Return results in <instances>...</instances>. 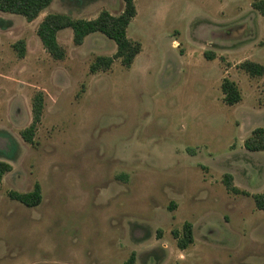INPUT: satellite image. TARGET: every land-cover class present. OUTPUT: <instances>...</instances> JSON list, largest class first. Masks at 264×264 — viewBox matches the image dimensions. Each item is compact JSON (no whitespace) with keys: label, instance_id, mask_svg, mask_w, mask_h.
<instances>
[{"label":"rangeland","instance_id":"1","mask_svg":"<svg viewBox=\"0 0 264 264\" xmlns=\"http://www.w3.org/2000/svg\"><path fill=\"white\" fill-rule=\"evenodd\" d=\"M260 0H135L128 36L140 41L131 67L115 60L92 73L97 56L116 52L100 32L81 45L65 28L63 60L44 48L37 29L49 13L114 15L123 0H53L32 21L0 11V264H264V151L245 140L264 127ZM24 41L20 56L14 44ZM214 55L208 59L207 55ZM236 82L228 105L221 84ZM44 95L35 142L33 97ZM231 174L239 192L227 188ZM42 201L9 197L35 183ZM189 221L194 242L180 249L173 230Z\"/></svg>","mask_w":264,"mask_h":264},{"label":"trees","instance_id":"2","mask_svg":"<svg viewBox=\"0 0 264 264\" xmlns=\"http://www.w3.org/2000/svg\"><path fill=\"white\" fill-rule=\"evenodd\" d=\"M124 9L114 15L107 10H102L96 18H73L65 13H49L40 22L37 34L47 52L56 60H63L66 57L65 48L58 41V33L65 29L71 28L73 31V41L77 45H81L85 38L95 32H100L113 40L117 46L116 52L112 56H97L90 66V71L96 73L106 71L111 68L115 60H120L125 67H131L136 56L142 50L140 41L133 40L128 36L127 30L129 24L137 14L135 0H123ZM53 0H0V11L9 12L24 16L27 20L32 21L39 14L48 8ZM253 6L264 14V0L255 1ZM1 22V20H0ZM0 26L5 24L0 23ZM19 51L20 56H24L25 43L20 40L14 44ZM208 59H213L214 55H207ZM250 76H263L264 65L253 61L246 60L241 64ZM224 94V101L228 105H234L241 101V91L235 81L224 78L221 84ZM44 112V95L37 92L33 97L32 103V122L21 132L23 139L29 143L35 142V134L42 120ZM244 146L250 151H264V127H256L251 135L245 140ZM12 170L9 162L0 160V182L3 176ZM224 182L227 188L233 192H239L233 185V177L231 174L224 176ZM9 197L17 200L27 207H35L42 201V190L37 182L33 190L29 192L10 191ZM255 206L257 209L264 210V190L253 195ZM174 237L177 239V245L180 249H186L194 242L193 225L186 221L182 231L173 230ZM122 264H136V254L132 252L129 258Z\"/></svg>","mask_w":264,"mask_h":264}]
</instances>
